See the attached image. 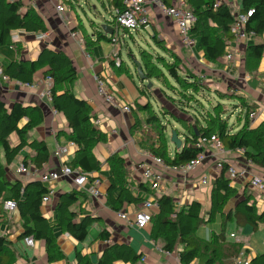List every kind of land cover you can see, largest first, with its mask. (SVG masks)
Returning a JSON list of instances; mask_svg holds the SVG:
<instances>
[{
    "label": "trees",
    "instance_id": "obj_1",
    "mask_svg": "<svg viewBox=\"0 0 264 264\" xmlns=\"http://www.w3.org/2000/svg\"><path fill=\"white\" fill-rule=\"evenodd\" d=\"M64 3L71 0H63ZM124 0H108L111 20H106L107 27L112 30L111 37H107L100 27L96 33L88 34L83 22H77L73 33H78L86 51L93 48L98 42L109 41L116 33L115 12L124 10ZM171 6L173 0H162ZM106 3V2H105ZM187 9L194 15L196 21L191 30L192 36L198 41V48L204 53L208 62L216 63L220 60L226 62L228 50L234 41L232 32L234 26L233 11L247 13L253 10L248 31L255 33L253 44L246 47L244 52V67L250 75L255 72L264 57V43L259 42L264 36V0H240L237 8L220 5L214 8L212 0H185ZM23 4L18 1L0 0V50L4 47H12L19 54L21 48L14 43L11 32L22 30L28 34L46 33L48 31L42 19L33 8L22 11ZM78 21V20H77ZM113 43V42H112ZM145 49L140 52L141 72L144 81L139 91L141 96L147 99L145 106L136 104V109L148 113L146 124L152 129L159 130L157 145L150 148V153L160 157L169 166H179L197 158L203 149L194 148V145L202 137L217 136L225 150L230 152L241 151L247 162L264 169V126L255 130L249 129V116L252 107L243 104L245 124L241 129L234 132L229 120L224 119L220 106L229 101V95L223 96L222 91H212L203 83L202 78L194 73L189 67H183L185 77L180 75L181 68L172 65L168 68L169 76L176 82L180 92L187 91L193 99L185 94L183 99L173 100V106L182 114L191 116L193 124L187 125L181 118L176 123L181 127L174 129L183 140L181 150H173L168 146L166 129L159 125L162 121L159 114L152 108L150 102V89L145 82L161 80L156 68L150 66L145 56ZM120 58V54L117 55ZM113 67L117 72L128 71L122 61L119 67ZM235 69V68H234ZM43 79H53L52 97L53 108L57 110L67 121L70 129L68 141L77 146L74 159L66 165L81 174H90L101 169L102 163L97 160L93 150L99 144L107 142V135L94 124L95 116L87 101L78 99L73 93L74 83L78 79L77 72L70 58L63 52H55L45 49L35 61H15L1 66V73L11 81L22 85H33L35 75L42 71ZM138 75V72H137ZM139 77V75H138ZM202 94V95H201ZM203 94H206V100ZM224 94V93H223ZM171 98V99H175ZM205 105L211 106L206 107ZM199 106V107H198ZM211 108V109H210ZM165 119H166V114ZM27 119V123L20 127V122ZM186 120V119H185ZM43 123V114L38 107H25L20 103H14L8 107L0 100V205L4 206L7 201H13L17 205L20 214L23 232L20 239L32 238L45 244L49 263H55L65 259L54 229L61 231L78 242H84L88 237V229L101 220L99 218L83 217L76 220V213L72 211L80 198L87 199L88 193L82 190H72L63 193L56 198L53 221L48 220L42 214L43 197L49 193V189L40 181L29 180L10 181L7 177L6 166H11L20 157L21 153L29 149L34 155L25 156L22 163L31 168L41 170L50 160V152L45 142L31 140L29 133ZM16 136L18 143L12 146L10 138ZM59 136V135H58ZM107 163L112 172L109 178L110 187L107 192L108 202L115 212H119L124 203L139 206L143 204L151 194V190L145 183L138 187L139 191L146 193L147 197L133 194L127 186V178L130 172L124 166V160L118 155H112ZM95 178H90L93 182ZM231 180L226 177V169L213 180L211 194V209L207 222H212L217 215L224 214V208L228 200L235 196V190L231 186ZM120 187V194L115 197L113 192ZM54 198V199H55ZM157 212H152L150 225V239L160 243L163 252L168 254L177 253L179 264H233L234 259L242 251L240 242L224 245L227 241L224 235L225 226L233 223L236 227H251L253 233L264 227V211H259L253 193L246 187L244 197L239 200L233 211L225 214L222 220V232L207 240L199 235V225L202 222L203 206L199 202L177 209L174 200L169 195L156 196ZM175 217V218H174ZM206 220L204 221V224ZM2 221L0 219V226ZM147 230V229H146ZM98 240L111 241V234L102 230ZM181 247V251L177 249ZM16 251L7 237L0 234V264H15ZM144 254L136 252L126 244L111 243L104 250L97 263H92L90 258L76 253L77 264H146L142 261ZM232 260V261H231ZM231 261V262H230ZM251 264H264V254H259L251 259Z\"/></svg>",
    "mask_w": 264,
    "mask_h": 264
},
{
    "label": "crops",
    "instance_id": "obj_2",
    "mask_svg": "<svg viewBox=\"0 0 264 264\" xmlns=\"http://www.w3.org/2000/svg\"><path fill=\"white\" fill-rule=\"evenodd\" d=\"M18 1L23 4V12L29 7L33 8L36 11V14L44 22L48 31L45 33L46 38L44 40H39L35 34L18 32V38L13 41L20 46L21 51L18 54L12 47L2 48L0 50V69L2 65H7L19 60L35 61L45 49L65 53L70 58L78 75V79L73 86V93L78 99L89 103L92 108V113L95 116V121L99 122L96 126L107 135V142L97 145L93 150L97 160L102 163V167L99 171L91 173V176L93 178H98L102 182L100 187L102 196L96 199L88 194L87 199L80 198L78 203L72 207V211L76 213V220L88 216L99 218L101 220L98 223H94L88 229V236L91 228L94 229L95 234L93 240L86 239L84 242L80 243L69 235L63 233L61 229L55 228L54 234L65 259L55 263H49L44 242L35 241L34 246L30 247L26 244L25 239H20L23 232V226L18 210L7 212L4 209V206L0 205V219L2 221L0 234L7 237L13 244V248L17 255L15 264H77V252L82 256L90 258L92 263H97L104 250L111 243L126 244L131 246L136 252L143 253V259H145L143 262L146 264H179L178 257H176L177 253L168 254L163 252L160 246L161 244L155 243L150 239V227L143 231L129 229L124 222L118 218L119 212H128L132 219L134 210L139 209L142 204L135 206L133 204L124 203L122 209L119 212H115L107 199V192L110 187L109 178L112 175L107 160L112 155L120 156L124 160L125 168L130 172V176L126 181L129 190L135 195L147 197L146 193H143L138 189L139 185L143 182L141 180V175L137 170V164L147 161L146 154L150 153L149 149L151 148L140 141L139 138L143 135L146 129L151 130L152 128L146 124L148 113L136 109V104L141 105L142 107L145 106L147 99L144 96H141L139 91V88L142 86L141 81L140 84L135 85V87L130 85L121 76L124 75V73L120 74V72H117L113 67L112 61L114 56L120 54L122 45L128 46V39L135 42L136 37H139L141 40L145 41L146 37L151 33L150 26L147 29H142L135 33L120 31L119 42L115 43L114 47L104 45V42L101 41L93 48L86 51L84 45L79 41V38L73 35V29L76 24L75 20L66 13L67 10L64 14H59L51 0ZM174 1L175 0H173V2ZM239 1L240 0H238V2ZM103 20V24L107 25V19L103 17ZM158 22H161L164 28L177 30L175 24L170 19L163 17L159 12L153 10L152 24L157 27L158 32H161L163 27L156 25ZM100 27L102 28V26ZM86 31L88 34H91L87 29ZM106 36L110 37V35ZM259 42L264 43V38L262 37ZM250 44H253V42ZM245 50L246 47L243 46L240 55L236 56L235 62L232 66L228 65V63L225 62V59L216 63H211L205 59L204 53L198 48L197 41V47L192 50L189 49L190 55L187 58L191 62L192 68L190 67V69H193L192 71L199 75L202 78L203 83L211 88L212 91H223L232 86V88L238 92L242 104L239 107L240 110L238 109L234 114L236 116L235 124H237V126L233 127L234 124L230 125L234 129V132L241 129L245 124L244 114L241 112L243 104L251 106L253 108L251 113H256V117L253 119H250L249 116V129L255 130L261 125L264 126V78H253L254 74L257 75L259 73L262 60L260 61L258 69L250 75L244 67L243 55ZM238 58L240 60H238ZM121 61L123 60L121 59ZM237 62L241 63L240 67L237 66ZM232 68L235 69L231 70ZM42 72L43 70L36 73L34 83L31 87L18 84L14 81H3L0 76V100H2L8 107L14 103H20L25 107H38L40 109L43 114V123L36 129L32 130L29 135L31 140L43 141L46 143L50 152V160L48 164L45 165V168L55 170L59 168V164L54 157L56 144H66L71 131L66 119L61 114L55 117L52 113L53 106L42 96L44 84ZM97 76L103 80L105 91L108 94L110 93L113 95L115 99L114 103L107 102L105 97L98 93L96 85ZM146 83L147 82L144 84ZM158 102L161 104L163 103L161 101ZM238 103L239 101L235 100L232 102V105L238 106ZM125 105L132 107L130 113L123 111L122 107ZM162 105L166 106L164 103ZM143 113L146 115L141 116ZM166 120H168L167 115ZM26 123L27 119L22 120L20 122V127H23ZM10 143L12 146H15L18 143L16 136L10 138ZM144 146H148V149ZM172 147L174 146L172 145ZM171 151L173 152L172 149ZM76 152L77 148L70 152L67 161L65 162L66 164L74 159ZM207 153L208 157L204 165L185 178L172 172H167L165 174V182L161 189L159 191H153L150 189L151 194L148 195L147 200L153 201L156 200V196L169 195L173 198L177 209H182L196 201L203 206V209H209L210 212L212 184L211 186H203L197 182L198 179L204 175L211 177L213 182L222 171L217 172L215 168L217 158H214L210 151ZM28 155H34V153L31 150L26 149L21 153L20 157L13 165L6 166L7 177L10 181H39L38 179H32L17 173L18 164ZM218 159H221L227 164L233 163L239 167H246L252 174L264 177V169L253 164L248 166L247 161L243 157V152L241 151L230 152L225 150L224 153L218 155ZM231 186L236 193L235 196L231 198V201L227 203V206L223 211L224 213L228 214L235 209L236 204L244 197L246 187H248L250 193L254 194L259 211H264V196H256V192L254 193L249 188L247 181L235 180L231 182ZM147 187L149 186L147 185ZM76 189L80 190L73 184V178H61L55 184V196L58 199V196L61 194ZM120 192V187H117L113 194L117 197ZM54 198L52 203L43 204L42 206V214L50 221H53L56 217L54 211L56 198ZM231 202H233V205L228 206ZM152 212H157V207L154 208ZM207 219H209V214ZM207 219L206 223L201 226L202 228L210 223L207 222ZM216 219L222 222L221 215H217ZM244 228L247 234L253 232L251 227L247 226ZM102 230L110 232V242L98 240V236ZM239 242L242 244V251H244L250 259L255 258L259 254H264V252L252 251L243 241ZM229 244L230 243L226 242L224 245L226 246ZM178 251H181V247L177 249V252ZM117 264L124 263L118 262ZM194 264L198 263L196 262Z\"/></svg>",
    "mask_w": 264,
    "mask_h": 264
},
{
    "label": "built area",
    "instance_id": "obj_3",
    "mask_svg": "<svg viewBox=\"0 0 264 264\" xmlns=\"http://www.w3.org/2000/svg\"><path fill=\"white\" fill-rule=\"evenodd\" d=\"M15 1V0H12ZM55 5L56 11L59 14H64L66 8L63 0H51ZM214 8L220 5H226L231 8L238 7V0H212ZM124 10L122 12L116 11L114 14L116 16V33L112 38V42H119V32L135 33L142 29H147L153 22V10L159 12L162 16L170 19L176 26L179 36L183 45L187 49H194L197 46V39L192 36L191 30L195 24L194 15L187 9L185 0H175L171 6L166 5L162 0H124L123 1ZM253 15V10H249L247 13H239L238 11H233V16L235 19L232 32L234 34V41L228 50L226 57V62L228 65L234 64L237 55H240L242 47H247L248 44L252 43L255 39V33L253 31L247 30V25L251 16ZM18 32L26 34L22 30H15L11 32V37L13 40L18 38ZM39 40H44L46 38L45 33L35 34ZM73 35L79 38L81 43L82 40L78 33H73ZM111 37V35H110ZM113 61L116 67L121 65V58L114 56ZM0 76L3 81H11L7 76H3L0 69ZM96 85L98 93L104 96L106 101L109 103H114L115 99L112 94H108L104 89L103 80L97 76ZM31 87L30 85H25ZM52 87L53 79L48 77L44 79L42 96L53 106L52 97ZM123 111L130 113L132 107L125 105L122 107ZM52 113L55 117L59 116L60 113L53 108ZM256 117V113L252 112L250 114V119ZM95 125H98V121H94ZM77 148L76 144L72 141H68L66 144H56V149L54 152V157L59 164V168L51 170L43 167V169H31L20 162L17 166V173L22 176H27L32 179H38L42 184L47 186L49 193L43 197V204L52 203L55 197L56 190L55 184L61 178H73V184L80 190H84L93 198H100L102 192L100 190L101 181L95 178L93 182L90 178H93L90 174H81L77 171H72L67 165V157L72 150ZM194 148L203 149V152L197 156L196 159L189 161L185 164L179 166H169L160 157L154 156L151 153L146 154L147 161L140 162L137 164V170L141 175V180L143 183L148 185L151 190L159 191L165 182V174L167 172H172L176 175L187 177L189 174L197 170L199 167L203 166L208 157V151H210L214 158H217L215 163V168L217 172H221L226 169V177L231 180H241L247 181L249 188L262 196H264V177L260 175L252 174L248 168L239 167L236 164L225 163L221 159H218V155L225 152L224 145L220 139L213 135L211 137H202L194 145ZM251 162H247V165H251ZM198 184L203 186H211L212 178L204 175L198 179ZM157 207L155 200H146L139 209L134 210L133 218L131 219L128 212H119L118 218L124 222L127 228L143 231L150 227L152 221V210ZM4 209L7 212H13L17 210V205L13 201H7L4 204ZM175 218V217H174ZM231 238H235L231 235ZM25 242L28 246H34V240L32 238H26ZM142 261H145L143 259ZM234 264H251V259L246 255L244 251H241L239 256L235 258Z\"/></svg>",
    "mask_w": 264,
    "mask_h": 264
},
{
    "label": "rangeland",
    "instance_id": "obj_4",
    "mask_svg": "<svg viewBox=\"0 0 264 264\" xmlns=\"http://www.w3.org/2000/svg\"><path fill=\"white\" fill-rule=\"evenodd\" d=\"M107 4L108 0H71V2L66 1L64 3L65 8L67 10L66 13H68L69 16L75 20V24H77V22L80 24L79 20L81 19L80 21L83 22L84 26L91 34L93 32L96 33L100 30L99 25H104L103 17L107 20H110V9ZM156 25H160L163 27V24L161 22L156 23ZM150 30L151 33L148 37H146L145 41L141 40L139 37H136L135 42L128 39V46L122 45V49L120 51L121 59L128 66V71L124 72V75L121 76L133 87H135V85L140 84V80L137 75L136 63H141L140 52L142 51V49H145V56L150 66L156 68L159 72V75H162L163 77L161 80L153 79L146 83V85L148 86L150 84L152 85V88L150 89V93L152 96L149 100L152 104L153 110L157 112L161 117L162 121L159 123V125L162 124L161 126L166 129V138L168 141V146L169 148L174 150V147H172V144L170 143V132L174 129V127L181 130V127L176 123V119L181 118L183 120L184 118L186 127L187 125L191 126L193 124V119L191 116L182 114L173 106V100H181L185 97V94H187L188 96L189 93L187 91H182V93L180 92L179 87L176 85V82L169 76L168 68L172 65L179 66L181 68L180 75L182 77H185V73L182 68L184 66L192 68L191 62L187 59L190 55V51L189 49H186L183 46V43L179 34L177 33V30L163 27L161 32H158L157 27L152 23L150 25ZM102 42H104V45H110L112 47L115 46L114 43H110L107 41ZM238 60L240 59L238 58ZM237 66L240 67L241 63L237 62ZM233 69L234 68H232L231 70ZM253 78H264V57L261 61L259 73L257 75L254 74ZM222 92L224 93H222L223 96L226 97L229 95L228 97L230 99L229 101H227V103H224L222 106H220L219 111L223 112V118L228 119L230 125L234 124L233 127H236V116L234 114L241 106L242 101L238 96V92L234 88H232V86L226 88ZM206 96V94H203L202 97H204V99L206 100ZM175 97H177V99ZM189 99H193V97L189 95L186 100ZM235 100L239 101L238 106L232 105V102H234ZM158 101L163 102L164 104H166V106H163V103L161 104ZM205 106L211 107L208 105ZM164 114L167 115L168 120L164 118ZM143 115L146 114L143 113L141 116ZM158 131L159 130L156 129H146L139 139L143 143L147 144L149 147L156 146L158 142L156 134L158 133ZM148 146L144 147L148 149ZM255 194L256 196H260V194ZM229 201H231V199L228 200V203ZM231 205H233V202H231L228 206ZM208 214L209 209H203V219L202 222L199 224L200 226L204 225V221L207 219ZM225 214L226 213L222 214V220L225 219ZM222 230V222L216 219L207 224L206 227L199 228L198 233H200L199 235H202L203 238L211 240L214 236H218L222 232ZM245 231V228L236 227L235 224L228 223L225 226L224 230L226 241L230 243L243 241L252 251L264 252V227L260 228L259 231L256 233L250 232L247 234ZM94 234V229L91 228L87 240H93ZM231 234H234L235 238H231ZM176 257H178V255ZM198 264L202 263L199 262Z\"/></svg>",
    "mask_w": 264,
    "mask_h": 264
},
{
    "label": "water",
    "instance_id": "obj_5",
    "mask_svg": "<svg viewBox=\"0 0 264 264\" xmlns=\"http://www.w3.org/2000/svg\"><path fill=\"white\" fill-rule=\"evenodd\" d=\"M102 31L105 35H112V30L109 29L105 24L102 26ZM136 64H137V72L139 78L141 81H144V77L142 76V72H141V64L140 63H136ZM149 88H151V85L149 86ZM170 143L175 147L177 151L181 150L183 146V140L178 135L175 129L171 130L170 132Z\"/></svg>",
    "mask_w": 264,
    "mask_h": 264
}]
</instances>
